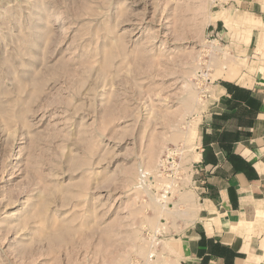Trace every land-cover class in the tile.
Masks as SVG:
<instances>
[{"label":"rangeland","instance_id":"374dc122","mask_svg":"<svg viewBox=\"0 0 264 264\" xmlns=\"http://www.w3.org/2000/svg\"><path fill=\"white\" fill-rule=\"evenodd\" d=\"M247 1L0 0V264H182Z\"/></svg>","mask_w":264,"mask_h":264},{"label":"crops","instance_id":"0c3cea01","mask_svg":"<svg viewBox=\"0 0 264 264\" xmlns=\"http://www.w3.org/2000/svg\"><path fill=\"white\" fill-rule=\"evenodd\" d=\"M247 67L210 88L200 115L192 189L198 217L182 264H264V0L242 10Z\"/></svg>","mask_w":264,"mask_h":264},{"label":"bare ground","instance_id":"6f19581e","mask_svg":"<svg viewBox=\"0 0 264 264\" xmlns=\"http://www.w3.org/2000/svg\"><path fill=\"white\" fill-rule=\"evenodd\" d=\"M148 182H149V180H148ZM150 184H153V180L152 181H150ZM151 186V185H150Z\"/></svg>","mask_w":264,"mask_h":264}]
</instances>
